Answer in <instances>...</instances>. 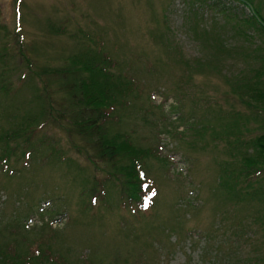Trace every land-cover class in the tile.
<instances>
[{
  "label": "rangeland",
  "instance_id": "rangeland-1",
  "mask_svg": "<svg viewBox=\"0 0 264 264\" xmlns=\"http://www.w3.org/2000/svg\"><path fill=\"white\" fill-rule=\"evenodd\" d=\"M255 11L264 16V0H22L19 7L0 0V130L35 121L32 143L43 139L59 149L51 155L45 145L44 158L20 156L10 162L12 172L0 168V247L15 249L20 241L28 255L41 247L71 264H136L141 254L153 264L253 263L264 251L256 227L247 230L259 203H225L217 180L229 155L212 133L228 123L223 111L248 112L227 98L222 72L233 78L260 68L254 45L264 48V33L250 23ZM217 44L237 53L217 56ZM88 45L110 51L140 80L144 107L129 109L121 125L166 157L157 159L154 150L148 158L160 193L140 226L128 208L83 205V188L107 168L99 169L80 147L86 140L70 139L55 119L71 108L59 80L48 85V98L36 73ZM249 128L258 133L255 123Z\"/></svg>",
  "mask_w": 264,
  "mask_h": 264
},
{
  "label": "trees",
  "instance_id": "trees-1",
  "mask_svg": "<svg viewBox=\"0 0 264 264\" xmlns=\"http://www.w3.org/2000/svg\"><path fill=\"white\" fill-rule=\"evenodd\" d=\"M21 3L22 0H16L17 7ZM17 16L20 20L21 14L18 9ZM250 23L256 26L258 32L260 30L264 33V16L260 15L259 11H255ZM247 38H249L248 35ZM216 41L218 42L219 38ZM218 43L222 44V41ZM217 45L219 46L217 56L223 57L237 53L232 50L235 49L234 47ZM96 46L99 45H88L65 57V63L40 67L36 73L40 76L39 78L42 77L41 79L45 80L48 98H50L48 85L59 80L58 89L70 95L71 108L69 112L60 113L55 119L63 122L66 130L70 132V139L86 140L87 145L80 147L85 149L90 160L99 169L102 165L107 168L103 179L92 176L91 183L83 188L82 193L86 195L83 205L87 207L90 203L91 206H96L99 203L101 207H107L110 211L128 208L129 212L136 217V221L141 219L139 225L133 220V225L140 226L143 218L145 219L149 213L152 214L160 193L157 178L148 174L150 172L148 158L152 151L157 149L140 146L121 124L124 123L123 117L129 109L142 110L144 107V103L139 100L141 95H138L143 91L142 84L133 76L130 69L125 70L123 64L114 58L110 51L103 48L96 49ZM254 46L256 51L262 54L257 53L258 58H262L260 68L247 67L249 70L242 71V69V72H237L233 78L222 72L226 84L230 87L226 92L227 98H236L248 112L245 114L223 111V114H226V118H223L227 119L228 123L226 122L223 131L214 130L215 133L213 132L212 136L214 139L225 142L226 153L229 155L227 159L219 163L217 188L223 194L225 203H233L234 209H237L236 205L248 200L259 203L258 209L251 214L247 230L255 226L254 232L259 234L257 239L264 242V48L257 44ZM188 64L186 66L191 68V63ZM43 111L45 110H42L39 115ZM252 122L256 124L258 132L255 136L245 132V129H250ZM34 123L35 121L33 124L22 121L15 127L0 130L1 169H9L8 173L12 172L13 168H9L10 162L13 158L18 161L20 156L39 159L46 153L45 145L51 148V155L59 152L58 147L52 146V142L48 143L40 139L32 143L36 134ZM157 153V159L166 160L165 156L161 157L159 150ZM111 178L113 183L110 185L108 182ZM88 180L86 176L84 183ZM119 181H121L120 184ZM86 198L88 202L85 201ZM147 210H149L148 214L139 213ZM127 221H131V217L125 219V223ZM128 224L131 225L129 222ZM257 230L261 232V235ZM156 232L160 244H163L161 243L164 240L163 234ZM26 250L28 249L20 241H17L15 249L9 244L6 245L5 250L0 247V264H46V262L47 264H71L63 254L51 252L52 256H48L41 247H39V254L28 255ZM141 255L139 256L141 261H136V264H153L154 258L152 261L150 258L142 260L144 254ZM250 259L244 260L243 263L264 264V251L257 255L255 260L252 259L253 263Z\"/></svg>",
  "mask_w": 264,
  "mask_h": 264
}]
</instances>
